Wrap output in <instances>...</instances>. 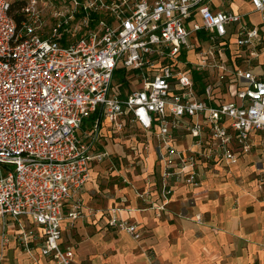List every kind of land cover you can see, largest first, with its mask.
I'll return each instance as SVG.
<instances>
[{
	"label": "built area",
	"instance_id": "obj_1",
	"mask_svg": "<svg viewBox=\"0 0 264 264\" xmlns=\"http://www.w3.org/2000/svg\"><path fill=\"white\" fill-rule=\"evenodd\" d=\"M131 125L161 148L158 211L169 180L237 167L264 139V0H0V264L8 219L20 250L74 263L60 226L94 215L80 193L110 158L102 131ZM121 210L106 226L139 241Z\"/></svg>",
	"mask_w": 264,
	"mask_h": 264
},
{
	"label": "crops",
	"instance_id": "obj_2",
	"mask_svg": "<svg viewBox=\"0 0 264 264\" xmlns=\"http://www.w3.org/2000/svg\"><path fill=\"white\" fill-rule=\"evenodd\" d=\"M129 129L137 128L131 125L125 132ZM102 132L108 160L124 154L121 144L110 140L118 134ZM151 142L155 151L149 152L145 178L138 173L128 178L136 185V192L122 181L120 166L111 168V173L106 171L108 160L92 166L80 199L84 208L103 212L73 224L64 220L60 226V246L73 251V264H264V192L254 199L241 188V181L227 178L222 186L207 178L197 180L196 187L173 192L164 210L158 211L156 206L164 202L158 171L161 148L155 140ZM246 162L264 167V157L255 152ZM146 181L155 185L148 188ZM115 205L122 209V220L137 226L139 241L123 230L106 226L101 214ZM13 228L8 220L5 264H57L51 257L41 256L37 243L30 253L20 250Z\"/></svg>",
	"mask_w": 264,
	"mask_h": 264
},
{
	"label": "rangeland",
	"instance_id": "obj_3",
	"mask_svg": "<svg viewBox=\"0 0 264 264\" xmlns=\"http://www.w3.org/2000/svg\"><path fill=\"white\" fill-rule=\"evenodd\" d=\"M133 87V84H130V86L123 87L121 89L122 95L124 96L125 94H127ZM137 130L138 129H129L126 132L117 135L116 137L112 136V138H110L111 143L118 142L119 144H121V148H124V154L120 156L115 155L112 161L106 160L109 163L108 167L106 166V171L111 173V168L113 169L114 166L117 167V165L120 166L122 170L119 174L122 177V181L126 183L127 186L135 192L137 191L136 185L128 180L129 176H131V174L138 173L140 178H142L145 176L144 173L146 172L144 161L137 156L142 155V157H146V154L144 153L147 152L149 154L150 150L153 149L155 151L154 146H152V142H149V139L143 137L142 134H140V132ZM256 144L257 146L252 150L251 153L255 152L256 155H259V157H264V139L257 138ZM144 145L145 147L144 149H142L140 146L143 147ZM139 147L141 148V152L140 154H137L136 151H138L137 148ZM247 157L242 160L239 165L235 168L215 166L213 164H202L199 166L200 168L198 180H205L207 178H210L215 180L218 185L223 186L226 185L225 182L227 178H232L236 181H241L242 183H239L241 188L248 194L252 195L254 199H257L258 193L264 192V167L259 168L255 167L254 165H248L246 162ZM146 184L148 185V188H150L151 182L146 181ZM170 185H172L174 188L173 192H177L179 189L186 187V185L183 183L176 184L173 181H171ZM100 211L103 212V210H91L92 214L94 215L100 214ZM8 220L11 221L10 219Z\"/></svg>",
	"mask_w": 264,
	"mask_h": 264
},
{
	"label": "trees",
	"instance_id": "obj_4",
	"mask_svg": "<svg viewBox=\"0 0 264 264\" xmlns=\"http://www.w3.org/2000/svg\"><path fill=\"white\" fill-rule=\"evenodd\" d=\"M16 7H18V3H15V4L13 5V8H16ZM13 17H14L15 21L18 23L19 20H20L19 16L14 15ZM124 76H125V72H124V70H117V71L115 72L114 79H115V83H116V88H117V90H118L120 93H121V89H122L123 87H125V86L128 85L127 82H126V80H125V78H124Z\"/></svg>",
	"mask_w": 264,
	"mask_h": 264
}]
</instances>
